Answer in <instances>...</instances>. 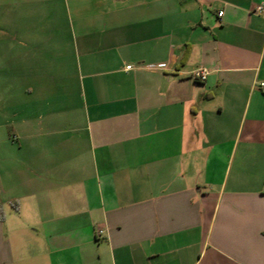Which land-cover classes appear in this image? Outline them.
I'll list each match as a JSON object with an SVG mask.
<instances>
[{"label": "crops", "instance_id": "crops-1", "mask_svg": "<svg viewBox=\"0 0 264 264\" xmlns=\"http://www.w3.org/2000/svg\"><path fill=\"white\" fill-rule=\"evenodd\" d=\"M259 6L0 0V264H264Z\"/></svg>", "mask_w": 264, "mask_h": 264}, {"label": "built area", "instance_id": "built-area-1", "mask_svg": "<svg viewBox=\"0 0 264 264\" xmlns=\"http://www.w3.org/2000/svg\"><path fill=\"white\" fill-rule=\"evenodd\" d=\"M263 10H264V7L259 6L256 8V10L254 12L261 13ZM223 14H224V12L221 11V12H219L218 16L221 18L223 16ZM160 67H162V66H160ZM126 69L131 70L132 66H127ZM208 76H209V71L206 68H198V69L194 70L190 75V77L192 79H194L195 81H198V82H202V83L207 80ZM259 87L261 89H264V81L259 83ZM104 234H105V231L102 229H99L97 232L98 237H101Z\"/></svg>", "mask_w": 264, "mask_h": 264}, {"label": "trees", "instance_id": "trees-1", "mask_svg": "<svg viewBox=\"0 0 264 264\" xmlns=\"http://www.w3.org/2000/svg\"><path fill=\"white\" fill-rule=\"evenodd\" d=\"M1 216V215H0Z\"/></svg>", "mask_w": 264, "mask_h": 264}]
</instances>
